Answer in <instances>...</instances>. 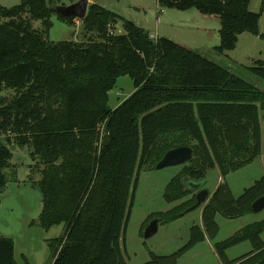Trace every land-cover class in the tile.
<instances>
[{
    "label": "trees",
    "instance_id": "trees-1",
    "mask_svg": "<svg viewBox=\"0 0 264 264\" xmlns=\"http://www.w3.org/2000/svg\"><path fill=\"white\" fill-rule=\"evenodd\" d=\"M250 0H157L161 8L217 15L222 53L235 48L238 35L259 34ZM54 0H20L0 5V187L5 186L13 152L27 147L40 177L30 183L41 193L37 223L45 230L63 224L48 240L50 264H126L123 233L140 170L155 167L164 153L189 146L193 156L168 182L164 199L180 201L154 215L158 222L182 216L196 202L185 180H201L218 169L222 180L202 203V227L168 254L150 252L142 264H178L195 244L213 239L217 213L234 218L252 212L264 196V174L234 196L226 175L264 158V92L202 53L149 31L97 3L80 19L83 40L48 39ZM32 21H40L35 28ZM120 21L123 33L109 34ZM249 71L264 80V63ZM134 91L115 108L109 91L119 76ZM10 90L11 96L3 95ZM30 166V170H32ZM191 195L189 198L187 196ZM186 198V199H185ZM199 207V206H198ZM264 218L214 244L222 264H264ZM248 240L252 249L229 259L226 249ZM0 264H17L14 241L0 236Z\"/></svg>",
    "mask_w": 264,
    "mask_h": 264
},
{
    "label": "rangeland",
    "instance_id": "rangeland-1",
    "mask_svg": "<svg viewBox=\"0 0 264 264\" xmlns=\"http://www.w3.org/2000/svg\"><path fill=\"white\" fill-rule=\"evenodd\" d=\"M19 1L0 0V5L10 7L18 4ZM76 1L78 0H54L59 5H69ZM262 1L250 0L249 10L259 12ZM91 3L119 12L126 19L150 31L149 33L157 32L202 53L210 60L230 68L264 92V80L249 71V67L256 60L264 63V13L259 17L258 35L243 32L238 35L234 49L220 53L215 49L219 44L220 28L217 15H204L194 8L188 10L161 8L157 0H89V4ZM51 20L53 25L47 34L49 40H83L80 20L75 18L74 25L58 20L55 15H52ZM120 24V21H117L111 29L114 32L122 30ZM32 25L41 28L40 21H32ZM133 91L131 78L127 75L119 76L114 87L109 91L108 105L115 108ZM2 94L11 96L13 92L6 90ZM11 150L12 158L9 166L4 170L7 175L6 184L0 187V236L13 239L14 258L17 264H50L51 250L48 240L63 232V224L45 230L37 223L42 203L41 193L30 183V179L40 177L39 170L34 166V160L30 158L27 147L14 146ZM30 166L33 167L32 170ZM181 167L182 165H170L158 169L144 166L140 170L134 201L123 233V251L127 259L130 258V264H139L144 262L143 260H148L150 252L165 254L176 251L189 239L190 227L198 224L197 208H195L175 220L159 221L157 231L153 235L150 237L143 235L148 223L156 218L154 215L165 212L179 203V201L166 202L163 195L169 180L180 171ZM215 169H209L205 174L204 187L209 190L217 180L218 174ZM263 173V163L259 158H255L251 163L228 173L226 181L236 197ZM254 213L263 216L264 209ZM237 217H234L236 220L229 222L222 217L218 218L221 227L218 235L210 240H214L215 244L221 241L219 238L225 239L241 229L230 233L233 226L237 228L240 223ZM196 245L185 251L183 256L181 255L182 264L216 263L215 258L204 245Z\"/></svg>",
    "mask_w": 264,
    "mask_h": 264
},
{
    "label": "water",
    "instance_id": "water-1",
    "mask_svg": "<svg viewBox=\"0 0 264 264\" xmlns=\"http://www.w3.org/2000/svg\"><path fill=\"white\" fill-rule=\"evenodd\" d=\"M89 5V0H78L69 5H54L52 8L55 12L61 14L64 17H74L78 20L85 17L87 8ZM14 148V145L11 146ZM193 156L192 148L189 146H177L167 150L162 158L156 163L155 167L160 169L170 165H182L189 161ZM205 183V178L195 181V180H185V185L188 189L196 192V202L186 209L185 212L197 208L202 203H205L209 197V191L203 188ZM252 212H259L264 209V196L257 198L251 204ZM158 219H152L146 228L144 229V237H150L157 231Z\"/></svg>",
    "mask_w": 264,
    "mask_h": 264
},
{
    "label": "crops",
    "instance_id": "crops-1",
    "mask_svg": "<svg viewBox=\"0 0 264 264\" xmlns=\"http://www.w3.org/2000/svg\"><path fill=\"white\" fill-rule=\"evenodd\" d=\"M119 15H121L119 12H117ZM122 16V15H121ZM142 27V26H141ZM150 32V31H149ZM153 35H155L156 37L157 36H161L160 34H158L157 32H155ZM257 158H259L260 160H261V162L263 163V169H264V158H263V156L261 155V156H259V157H257ZM215 170H217V174H218V176H217V180H216V182H215V184H214V186H213V188L211 189V190H209V189H207L208 191H209V197H210V195H211V193L213 192V190L216 188V186L220 183V181L222 180V176H221V174L219 173V171H218V169H215ZM264 174V173H263ZM228 175V174H227ZM226 175V176H227ZM226 178V177H225ZM206 179V178H205ZM256 179H254V181H255ZM206 181V180H205ZM229 184V183H228ZM230 186V185H229ZM203 188H205L204 187V185H203ZM191 195H189V196H187L186 198H189ZM208 197V198H209ZM185 198V199H186ZM180 201H182V200H180ZM179 201V202H180ZM42 204V203H41ZM178 204V203H177ZM176 204V205H177ZM197 215H198V224L202 227V222H201V210H202V206H199V207H197ZM257 213H254V212H248V213H245V214H243V215H240L239 217H237V219L238 220H240V223H238V226H237V228H234V226H233V228L231 229V231H230V233L232 234L233 232H235L236 230H238L239 228H242V227H244V226H246V225H248V224H251V223H253V222H258V221H260V220H262L263 218H264V215L263 216H258V215H256ZM249 216V217H248ZM223 218V220H225L226 222H229V221H234V220H236V219H234V218H227V217H224V216H221V214H219V213H217L216 215H215V220H217L218 218ZM217 222V224H218V226H219V229H220V224H219V222H218V220L216 221ZM55 226V225H54ZM236 227V226H235ZM230 234V235H231ZM218 235V234H217ZM222 237V236H221ZM228 237V236H227ZM261 238H262V240H263V242H264V231L261 233ZM220 240H222V239H224V238H219ZM197 245H204L205 247H206V249L207 250H209V252L212 254V256L215 258V260H216V263L215 264H222V262H221V260L219 259V257H218V255H217V253H216V251H215V248H214V240H210L209 238H206L205 240H203V241H201V242H199V243H197ZM196 245V246H197ZM252 249V247H251V244H250V242L248 241V240H245V241H242V242H240V243H238V244H236V245H233V246H231V247H229V248H227L226 249V255H227V257L229 258V259H234V258H237V257H239V256H241V255H243L244 253H247V252H249L250 250ZM171 253V252H170ZM157 254H159V253H157ZM165 254H168V253H165ZM183 256V255H182ZM182 256L181 257H179L178 258V260H177V263L178 264H182L181 263V258H182ZM144 262H145V260H143ZM147 261V260H146ZM130 262H131V260H130V258L129 259H127L126 258V264H130ZM143 262H140L139 264H142Z\"/></svg>",
    "mask_w": 264,
    "mask_h": 264
},
{
    "label": "built area",
    "instance_id": "built-area-1",
    "mask_svg": "<svg viewBox=\"0 0 264 264\" xmlns=\"http://www.w3.org/2000/svg\"><path fill=\"white\" fill-rule=\"evenodd\" d=\"M111 28H112V25H108V33H109V34L123 33V29H122V30L119 29V31H115V32H114ZM150 37H151V38H156V36L153 35L152 33H150Z\"/></svg>",
    "mask_w": 264,
    "mask_h": 264
}]
</instances>
